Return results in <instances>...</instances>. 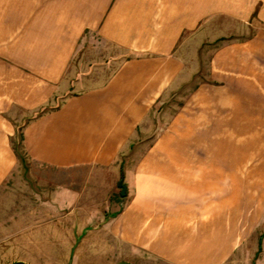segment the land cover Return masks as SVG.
I'll return each mask as SVG.
<instances>
[{
    "label": "crops",
    "instance_id": "0c3cea01",
    "mask_svg": "<svg viewBox=\"0 0 264 264\" xmlns=\"http://www.w3.org/2000/svg\"><path fill=\"white\" fill-rule=\"evenodd\" d=\"M218 40L206 80L156 129L200 71L190 41ZM82 48L113 71L70 76ZM18 129L37 168L85 185L35 193L19 238L0 221V264H61V247L74 264L98 221L161 264H236L239 223L264 221V0H0V191L22 163Z\"/></svg>",
    "mask_w": 264,
    "mask_h": 264
},
{
    "label": "rangeland",
    "instance_id": "374dc122",
    "mask_svg": "<svg viewBox=\"0 0 264 264\" xmlns=\"http://www.w3.org/2000/svg\"><path fill=\"white\" fill-rule=\"evenodd\" d=\"M220 41L218 40L215 43H208V41H206L203 45L199 44L198 47H196L193 41H190L191 44L188 47V57L191 61L188 62V66L190 72L192 69H199L200 71L186 84V87L178 92L171 102H169L167 113L165 114L166 117L165 115L156 117V129L161 128L166 119L174 116L191 89H194L199 82L206 80L210 56ZM114 68L115 66L112 63V58L109 57V54L95 55L92 53L91 55L88 53L86 55L85 49L82 48L72 63L69 74L71 76L73 71L76 70L80 79H82V77H88V79H91V82H96L104 79ZM20 130L21 129H18V131ZM15 142L18 143L17 137L14 140V143ZM19 150L22 152L21 148ZM124 158L125 157H122L121 160ZM138 159L139 157H134L130 159L129 162L130 164H133L138 161ZM23 166L24 165L20 163V168L17 169L12 178L0 191V199L3 201L2 209L7 212L6 215L0 217V221H4L2 226H4L7 231V238L11 240L19 238V233L17 237H14V232L15 230L16 233L18 232L17 230L20 225L22 226L25 222H28L29 224L33 222L31 219L22 217L21 213L23 212L22 209H24L25 205H30L31 207L34 205L33 201L35 193L40 195L50 194L56 183L69 185L77 189L82 188L85 185L84 180L81 179L82 177H79V175L69 176L68 174L47 172L42 168H37V166L28 158H26V169L23 168ZM254 210L255 208L252 213H254ZM21 222L22 224H20ZM254 222L255 221L247 220L239 223L243 228L242 233H244V237L243 240L240 241L242 244H240L241 248L237 253V259L235 260L236 264H253L257 251L259 253L258 259L255 263L264 264V221ZM101 227L102 224L98 221L90 227V229L96 231L86 232V234L82 236L81 241L82 243H85V248H82L83 253H80V247L77 249L74 264H161V262L150 257L148 254L134 253L130 247L125 246L124 251L122 250L123 247L121 244L119 247H116V239L110 238L107 233L100 231L102 229ZM75 232L77 236L81 235L80 229H76ZM66 233L68 235H66V237L64 236L62 239L68 244L72 240V230H66ZM25 237H27V235ZM20 245L25 248V245L22 243L13 245L12 250L15 258L21 256ZM61 248L62 253L60 255V260L61 264H65L68 255L63 253L64 247ZM93 251L95 252L92 253Z\"/></svg>",
    "mask_w": 264,
    "mask_h": 264
},
{
    "label": "trees",
    "instance_id": "16d2710c",
    "mask_svg": "<svg viewBox=\"0 0 264 264\" xmlns=\"http://www.w3.org/2000/svg\"><path fill=\"white\" fill-rule=\"evenodd\" d=\"M50 110H51V109L46 108V109L42 110V113L48 112V111H50ZM16 137H17V139H18V143L15 142V143H14V146H15V149H16V152H17V154H18V157H19L20 161L22 162V164H23L24 167H25L27 155L19 150V149L22 147V143H23V135H22L21 130L18 131V134H17ZM17 146H18V148H17ZM262 239H263V236H262ZM262 239H261V240H262Z\"/></svg>",
    "mask_w": 264,
    "mask_h": 264
},
{
    "label": "water",
    "instance_id": "95a60500",
    "mask_svg": "<svg viewBox=\"0 0 264 264\" xmlns=\"http://www.w3.org/2000/svg\"><path fill=\"white\" fill-rule=\"evenodd\" d=\"M119 187L122 189V196L126 197L127 187H126V185L123 184V181L120 182Z\"/></svg>",
    "mask_w": 264,
    "mask_h": 264
}]
</instances>
